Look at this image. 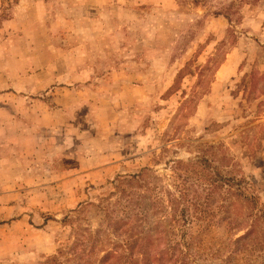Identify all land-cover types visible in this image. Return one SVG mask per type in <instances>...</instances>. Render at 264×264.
<instances>
[{"label":"rangeland","instance_id":"374dc122","mask_svg":"<svg viewBox=\"0 0 264 264\" xmlns=\"http://www.w3.org/2000/svg\"><path fill=\"white\" fill-rule=\"evenodd\" d=\"M141 174L222 258L259 216L237 261L264 264V0H0V226L40 230L0 228V264H100Z\"/></svg>","mask_w":264,"mask_h":264},{"label":"trees","instance_id":"16d2710c","mask_svg":"<svg viewBox=\"0 0 264 264\" xmlns=\"http://www.w3.org/2000/svg\"><path fill=\"white\" fill-rule=\"evenodd\" d=\"M138 179L144 181V187H139L143 192L136 194L125 190L123 191L125 194L122 193L124 204L122 205L119 200L115 202L116 205H121V209L117 210L122 211L124 217H117L115 210L109 211L106 218V229H99L96 232L97 237L94 239L100 241L99 235L104 233L105 244L111 246L103 251L105 254L99 259L100 264H200L197 260L212 263L219 261V264H239L237 255L241 247H238L237 243L255 240L258 234L259 216H254L249 228H245L246 232L235 238L236 243L230 254L222 258L220 251L228 250V247L231 248L229 245H220L214 249L213 246L204 242L208 236L207 229L200 228L196 231L190 229L191 223L203 221L205 217L195 215L194 218L191 216L189 219L186 214H182L185 215L183 221L189 225V228H177L176 223L179 221L174 216L172 218L170 216V221L167 222L157 186L150 184L144 174L131 176L130 180L126 179L124 182L126 185H131L134 181L139 184ZM188 190V186L182 190L185 204L188 203ZM132 196L135 197L132 198ZM245 200L250 201L247 197ZM170 202L176 203L174 197L169 200ZM204 204L198 199L192 203L195 205V211L200 210L198 206H201V212H204ZM235 205L233 202L222 205L224 214L229 217L231 224L234 222L231 211ZM122 236L126 238L124 241H115ZM260 246L264 247L261 243Z\"/></svg>","mask_w":264,"mask_h":264},{"label":"crops","instance_id":"0c3cea01","mask_svg":"<svg viewBox=\"0 0 264 264\" xmlns=\"http://www.w3.org/2000/svg\"><path fill=\"white\" fill-rule=\"evenodd\" d=\"M3 181L0 180V183H2ZM8 182V181H6ZM11 182H15L12 181ZM26 216H22V217H17L16 219H12L10 221V223H4L0 226V228L2 227H6L8 228L7 230L11 233L12 237H22L24 238V242L22 244L33 248V243H31L32 245L28 244L27 241L31 240V237L36 236L37 234L40 233V230H35L33 228V226H30L28 220L26 219ZM13 231V232H12ZM41 232H43V230H41ZM17 239V238H16ZM21 247L24 249V247ZM45 248H50L49 242L47 243H43L42 245ZM48 250V249H46ZM17 253V251H16ZM11 255V245L4 243L1 244L0 243V260H4L5 258H8Z\"/></svg>","mask_w":264,"mask_h":264}]
</instances>
